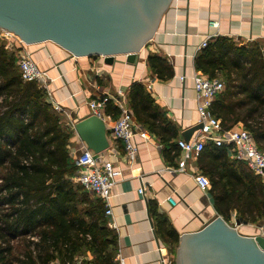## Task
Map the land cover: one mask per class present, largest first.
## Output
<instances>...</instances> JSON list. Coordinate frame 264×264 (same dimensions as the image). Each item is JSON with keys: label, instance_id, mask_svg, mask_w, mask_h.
I'll return each instance as SVG.
<instances>
[{"label": "trees", "instance_id": "obj_1", "mask_svg": "<svg viewBox=\"0 0 264 264\" xmlns=\"http://www.w3.org/2000/svg\"><path fill=\"white\" fill-rule=\"evenodd\" d=\"M148 62L160 78L173 75L164 57L151 54ZM195 67L224 82L212 105L223 127L243 122L264 151V46L217 36L200 49ZM129 102L137 119L171 145L162 126L170 123L141 82L132 85ZM106 111L119 116L112 101ZM70 136L46 91L37 81L22 78L16 52L0 37V264H74L78 259L82 264H119L117 233L107 224L104 203L73 183L78 165L70 153ZM211 144L202 153L222 160L225 146ZM239 163L225 157L217 170L221 181L216 174L210 178L211 192L219 204L257 223L264 218V183ZM161 226L175 257L180 235L165 218ZM171 263L177 264L175 258Z\"/></svg>", "mask_w": 264, "mask_h": 264}, {"label": "crops", "instance_id": "obj_2", "mask_svg": "<svg viewBox=\"0 0 264 264\" xmlns=\"http://www.w3.org/2000/svg\"><path fill=\"white\" fill-rule=\"evenodd\" d=\"M209 35L230 37L239 45L258 42L264 46V0H172L152 39L139 53L136 64L128 63L125 55L112 64L100 55L76 57L51 41L28 45L34 60L51 78V99L62 108L58 112L64 129L71 133L69 149L74 159L88 147L76 132L75 124L92 114L89 102L121 93L129 102V92L135 82L144 85L165 122L170 123L162 122V126L165 136L175 147L166 146L148 125L141 123L129 102L136 126L146 129L150 136L149 139L138 134L134 136L138 151L135 158L129 160L123 141L117 139L112 130L116 117L105 107L104 121L110 146L102 154L117 172L111 198L113 214L105 216L108 226L117 233V259L123 258L125 264H162L160 249L172 262L174 255L164 240L161 218H165L180 236L202 230L219 216L243 235L259 233L258 222L252 223L239 216L235 208L230 209L223 202L219 204L211 192L210 178L216 174V179L221 181L217 170L222 165L219 164L225 157L229 163L235 162L232 152L225 146L227 150L222 153V160L202 153L203 150L193 151L187 157L185 149L179 145L180 140L196 141L198 138V129L188 137L183 132L199 124L193 77L197 71L195 58L199 46ZM151 54L170 62L171 77L160 78L151 69L148 62ZM48 101L51 103L50 99ZM111 101L116 106L114 99ZM211 112L213 114L212 107ZM142 114L153 122L152 116L144 111ZM235 125L243 126V122ZM209 144L212 145L207 142ZM240 162L245 166V162ZM181 163L184 165L180 168ZM198 172L208 176L211 183L208 190L200 188L195 180ZM73 183L80 184L74 179ZM140 187L144 188V193L139 192ZM85 257L91 258V253Z\"/></svg>", "mask_w": 264, "mask_h": 264}, {"label": "water", "instance_id": "obj_3", "mask_svg": "<svg viewBox=\"0 0 264 264\" xmlns=\"http://www.w3.org/2000/svg\"><path fill=\"white\" fill-rule=\"evenodd\" d=\"M172 0H0V28L28 44L51 41L73 56L100 55L108 64L125 55L136 64ZM199 123L183 132L200 129ZM75 130L96 153L110 146L103 118L91 114ZM237 220V226H240ZM177 264H264V235H243L217 217L180 236Z\"/></svg>", "mask_w": 264, "mask_h": 264}, {"label": "built area", "instance_id": "obj_4", "mask_svg": "<svg viewBox=\"0 0 264 264\" xmlns=\"http://www.w3.org/2000/svg\"><path fill=\"white\" fill-rule=\"evenodd\" d=\"M9 34H12L9 30L0 28V37L10 39ZM15 37L12 36L7 47L17 54V63L22 78L25 81H37L40 87L46 91L47 99H50L53 104L49 88L51 78L48 72L42 70L34 60L28 44L24 43L21 38ZM214 37V35L207 36L199 46V50L207 46ZM193 77L197 92L199 123L202 124V127L198 129L196 141H179V145L186 151V156L189 157L193 151H202L207 142H212L217 146H226L236 160L245 162L250 170L259 176L264 183V152L259 149L251 132L242 125H235L226 129L223 127L221 120L213 116L211 112L215 97L225 88L224 82L219 77L210 78L198 70L195 71ZM113 99L119 110V116L115 119L112 130L115 137L123 141L126 157L133 160L138 151L133 141L134 136L138 134L144 139H149L150 136L146 129L136 126L135 116L126 95L124 93L115 97L104 95L99 100H91L89 107L92 114L104 119L105 107ZM53 106L57 111H62L59 103L54 102ZM76 162L78 171L73 179L78 181L88 192L102 200L105 205V214L110 217L113 214L111 198L117 176L113 163L107 160L102 152L96 153L88 147H85L76 157ZM183 165L184 163H181L180 168ZM195 180L200 188L204 190L211 187L210 180L204 173L198 172L195 174ZM139 192L144 193V188L140 187ZM171 200L174 201L173 198ZM257 227L259 234L264 235V218L258 222ZM160 251L162 264H172L161 249ZM118 260L119 264H125L123 258L119 257ZM81 263V259L76 262V264Z\"/></svg>", "mask_w": 264, "mask_h": 264}, {"label": "rangeland", "instance_id": "obj_5", "mask_svg": "<svg viewBox=\"0 0 264 264\" xmlns=\"http://www.w3.org/2000/svg\"><path fill=\"white\" fill-rule=\"evenodd\" d=\"M10 33H12V34H9V37H10V39L12 38V36H16V37H18V38H20L17 34H15L14 32H12V31H9ZM7 34V33H6ZM15 37V38H16ZM4 41H5V44H6V46L9 44V40L10 39H4V37H1ZM264 152V151H263ZM251 236V235H250ZM173 258H175V260H176V256L175 257H173ZM177 263V262H176Z\"/></svg>", "mask_w": 264, "mask_h": 264}]
</instances>
